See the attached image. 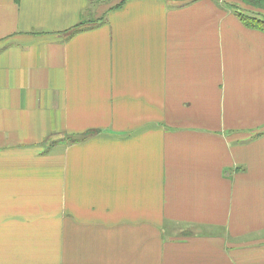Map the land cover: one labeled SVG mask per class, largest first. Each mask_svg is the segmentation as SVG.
Returning a JSON list of instances; mask_svg holds the SVG:
<instances>
[{
	"label": "crops",
	"instance_id": "0c3cea01",
	"mask_svg": "<svg viewBox=\"0 0 264 264\" xmlns=\"http://www.w3.org/2000/svg\"><path fill=\"white\" fill-rule=\"evenodd\" d=\"M176 1L0 0V264H264V33Z\"/></svg>",
	"mask_w": 264,
	"mask_h": 264
},
{
	"label": "trees",
	"instance_id": "16d2710c",
	"mask_svg": "<svg viewBox=\"0 0 264 264\" xmlns=\"http://www.w3.org/2000/svg\"><path fill=\"white\" fill-rule=\"evenodd\" d=\"M243 4L253 7V16L240 15V20L248 28L264 33V16L261 14L264 11V0H241Z\"/></svg>",
	"mask_w": 264,
	"mask_h": 264
},
{
	"label": "rangeland",
	"instance_id": "374dc122",
	"mask_svg": "<svg viewBox=\"0 0 264 264\" xmlns=\"http://www.w3.org/2000/svg\"><path fill=\"white\" fill-rule=\"evenodd\" d=\"M183 1H186V0H178V1H176V4L177 3H181ZM221 1L225 2L228 5H230L235 10L245 11V13H247L248 15L254 14V10L255 9H253V7H250V6H247V5L243 4V1H241V0H221ZM187 230L191 231L190 229H187ZM189 231H185L184 233L189 232Z\"/></svg>",
	"mask_w": 264,
	"mask_h": 264
}]
</instances>
